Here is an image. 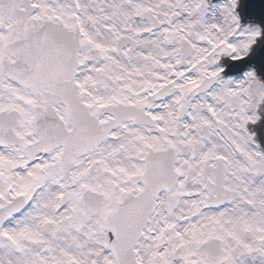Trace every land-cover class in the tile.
<instances>
[{"label": "snow or ice", "instance_id": "1", "mask_svg": "<svg viewBox=\"0 0 264 264\" xmlns=\"http://www.w3.org/2000/svg\"><path fill=\"white\" fill-rule=\"evenodd\" d=\"M236 5L0 0V264H264Z\"/></svg>", "mask_w": 264, "mask_h": 264}, {"label": "flooded vegetation", "instance_id": "2", "mask_svg": "<svg viewBox=\"0 0 264 264\" xmlns=\"http://www.w3.org/2000/svg\"><path fill=\"white\" fill-rule=\"evenodd\" d=\"M239 65L240 63L236 64L231 57L225 55L220 57L215 67H222L225 69V71L221 73L224 79L240 80L243 79L248 72H254L258 77H261L256 73L254 68L240 69ZM255 111L260 119L255 124L249 123L246 126L248 134L252 136L249 146L255 151L264 152V104L259 105ZM256 264H259V261H257Z\"/></svg>", "mask_w": 264, "mask_h": 264}, {"label": "bare ground", "instance_id": "3", "mask_svg": "<svg viewBox=\"0 0 264 264\" xmlns=\"http://www.w3.org/2000/svg\"><path fill=\"white\" fill-rule=\"evenodd\" d=\"M238 1H239V0H237V3H238ZM222 3H225V2H224V1H219V2H217V3L215 4V6H214V9H213L212 11L214 12V11H215V8H216L217 6H219V5H221ZM234 14L237 16L236 10H235V13H234ZM237 17H238V16H237ZM247 27H248V28H253V29H258V30L261 31L262 34L264 33V32H263L264 30L261 28V26H255V25L248 24ZM258 78L262 79L261 77H258Z\"/></svg>", "mask_w": 264, "mask_h": 264}, {"label": "water", "instance_id": "4", "mask_svg": "<svg viewBox=\"0 0 264 264\" xmlns=\"http://www.w3.org/2000/svg\"><path fill=\"white\" fill-rule=\"evenodd\" d=\"M222 1L225 2V0H222ZM249 1H250V3L255 4V5L260 4V3L264 4V0H249Z\"/></svg>", "mask_w": 264, "mask_h": 264}, {"label": "rangeland", "instance_id": "5", "mask_svg": "<svg viewBox=\"0 0 264 264\" xmlns=\"http://www.w3.org/2000/svg\"><path fill=\"white\" fill-rule=\"evenodd\" d=\"M210 12V11H209Z\"/></svg>", "mask_w": 264, "mask_h": 264}]
</instances>
